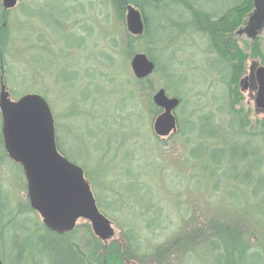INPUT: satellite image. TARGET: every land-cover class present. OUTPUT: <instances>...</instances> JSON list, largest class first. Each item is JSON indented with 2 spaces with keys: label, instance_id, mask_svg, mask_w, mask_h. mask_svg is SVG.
<instances>
[{
  "label": "rangeland",
  "instance_id": "rangeland-1",
  "mask_svg": "<svg viewBox=\"0 0 264 264\" xmlns=\"http://www.w3.org/2000/svg\"><path fill=\"white\" fill-rule=\"evenodd\" d=\"M126 1L18 0L4 10L0 0V79L9 98L45 100L57 151L83 171L113 236L102 242L85 220L73 231L118 242L135 264H216L221 256L223 264H264V116L239 87L251 63L264 66V28L254 40L237 35L248 15L225 32L231 17L218 21L241 0ZM127 6L147 17L146 35L127 32ZM204 16L217 22L210 33ZM237 50L245 57L233 81ZM135 54L158 66L143 83L130 69ZM159 89L179 100L176 132L165 138L153 132ZM214 149L222 155L212 160ZM27 219L42 224L23 173L0 146L2 264H45L28 255Z\"/></svg>",
  "mask_w": 264,
  "mask_h": 264
},
{
  "label": "water",
  "instance_id": "water-1",
  "mask_svg": "<svg viewBox=\"0 0 264 264\" xmlns=\"http://www.w3.org/2000/svg\"><path fill=\"white\" fill-rule=\"evenodd\" d=\"M17 1L2 0V7L10 10ZM251 1L253 11L246 25L236 34L254 40L264 28V0ZM125 24L131 36L139 37L144 32L141 14L132 6L126 7ZM130 69L135 79L144 80L152 75L155 66L145 54H135ZM246 80L244 77L239 82L241 92L246 91ZM256 81L258 91L254 103L256 107L264 108L263 66L256 69ZM152 103L161 110L153 123L155 136L165 138L175 133L173 111L179 100L169 98L163 89H159L153 95ZM0 116L5 151L9 159L21 167L30 208L40 216L43 226L54 234L64 235L74 230L78 220H85L102 242L111 239L113 230L99 213L83 171L57 152L53 119L45 100L28 94L12 101L1 83Z\"/></svg>",
  "mask_w": 264,
  "mask_h": 264
},
{
  "label": "trees",
  "instance_id": "trees-1",
  "mask_svg": "<svg viewBox=\"0 0 264 264\" xmlns=\"http://www.w3.org/2000/svg\"><path fill=\"white\" fill-rule=\"evenodd\" d=\"M154 1H161L162 3L164 0H154ZM182 4L180 0H171ZM115 3L120 8H123L124 4L127 3L126 0H115ZM253 5L251 0H241L238 4L232 7L224 16L223 18L218 21L220 24L222 21L226 19V17H231V25H229V29L225 32L229 31L230 33L239 25H244L246 20H244L248 15L252 12ZM141 12V10H140ZM142 20L144 22L145 31L144 35L148 33V26H147V17L143 12H141ZM199 15V16H198ZM196 17H200V13H198ZM205 17V16H204ZM233 17V18H232ZM244 18V19H243ZM200 20V19H198ZM213 22V23H211ZM215 21H212L208 17L203 18V27L206 32L212 31V24L215 25ZM202 26V25H201ZM199 26V27H201ZM132 51H130V55ZM256 55V51L253 53ZM223 59L222 61L229 64V58L226 53H222ZM241 52L237 50V66H234L232 63L229 64V78L233 81H237L238 77L241 73V60L244 57L240 56ZM264 63V57H262ZM155 64V70L157 71V64ZM137 81V80H136ZM148 81L147 79L143 81H137L138 83H143ZM155 111L159 113L160 111L155 108ZM230 113L231 121L236 123V128L241 129V125L239 123L238 118H236L237 111L231 110ZM216 128L211 129L212 132H216ZM2 145V135L0 132V146ZM234 150V148H233ZM232 150V151H233ZM221 154L222 152H218V150L214 149L211 151L210 159L214 160L217 154ZM16 168L20 170V168L15 165ZM21 171V170H20ZM27 223L30 225V231L24 236V241L27 242L29 245V256L31 258H36L45 262V264H135L137 260H133L128 257L126 250L120 246L118 242H111L109 245L104 246L98 239L90 236L86 240H81L77 238V232L72 231L70 233L64 235H57L49 230H47L42 224L35 222V224H30L29 220H26ZM74 238V239H73ZM75 242H74V241ZM77 240H81L80 242H76ZM84 241V242H82ZM235 241H231V244H234ZM134 253H138V247H133L132 250ZM18 256L27 255V250L18 248L17 253ZM37 255V256H36ZM34 256V257H33ZM223 256L217 259L216 264H223ZM138 262V261H137Z\"/></svg>",
  "mask_w": 264,
  "mask_h": 264
},
{
  "label": "flooded vegetation",
  "instance_id": "flooded-vegetation-1",
  "mask_svg": "<svg viewBox=\"0 0 264 264\" xmlns=\"http://www.w3.org/2000/svg\"><path fill=\"white\" fill-rule=\"evenodd\" d=\"M256 64V63H255ZM259 66V64L253 65L251 63L250 67L248 68V73L245 76L247 78L245 86H246V92H248V98L251 101H255V97L258 91V84L256 81V69ZM254 112L255 114H261L264 116V108L262 107H256L255 103L253 104Z\"/></svg>",
  "mask_w": 264,
  "mask_h": 264
}]
</instances>
